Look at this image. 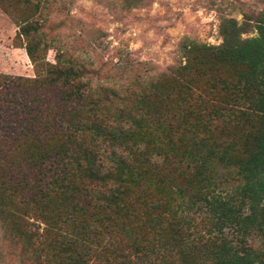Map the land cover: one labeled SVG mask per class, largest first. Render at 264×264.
I'll use <instances>...</instances> for the list:
<instances>
[{"label":"trees","instance_id":"trees-1","mask_svg":"<svg viewBox=\"0 0 264 264\" xmlns=\"http://www.w3.org/2000/svg\"><path fill=\"white\" fill-rule=\"evenodd\" d=\"M55 1L18 18L34 76L0 74V174L24 206L5 240H36V264H264V10L123 83L67 49L45 57ZM32 209L40 232L16 223Z\"/></svg>","mask_w":264,"mask_h":264},{"label":"rangeland","instance_id":"rangeland-1","mask_svg":"<svg viewBox=\"0 0 264 264\" xmlns=\"http://www.w3.org/2000/svg\"><path fill=\"white\" fill-rule=\"evenodd\" d=\"M24 1L0 0V74L34 76L24 39L18 33V18L25 17L37 2L43 9L51 0H29V4ZM245 10H264V0H56L51 8L43 10L42 16L46 14L47 21L41 37L49 44L44 51L48 60L54 57L52 47H61L98 69L103 82L127 83L167 72L178 64L183 38L220 44L221 19L241 21ZM255 34L253 31L243 36ZM3 180L6 178L0 174V184L10 196L0 193V264H36L31 252L24 249L28 245L41 260L36 240L30 243L23 236L15 246L5 240L3 219H10V213L13 215L19 205L20 213L23 212L24 206L13 185L9 183L6 188ZM34 215L33 209L27 215H18L17 225L25 227L27 221L33 222L37 226L32 230L40 232L45 223ZM91 251L94 259L105 256L107 249L96 246ZM51 257L52 254H47L42 261Z\"/></svg>","mask_w":264,"mask_h":264}]
</instances>
